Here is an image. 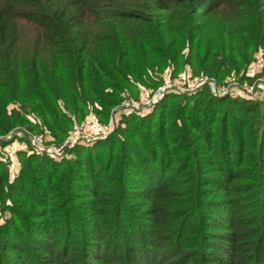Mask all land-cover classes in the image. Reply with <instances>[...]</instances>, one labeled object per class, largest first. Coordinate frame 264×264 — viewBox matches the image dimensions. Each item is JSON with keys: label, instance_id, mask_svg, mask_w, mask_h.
<instances>
[{"label": "trees", "instance_id": "trees-1", "mask_svg": "<svg viewBox=\"0 0 264 264\" xmlns=\"http://www.w3.org/2000/svg\"><path fill=\"white\" fill-rule=\"evenodd\" d=\"M259 55L264 0H0V136L62 144L152 76ZM67 153L0 161V264H264V101L167 95Z\"/></svg>", "mask_w": 264, "mask_h": 264}, {"label": "rangeland", "instance_id": "rangeland-1", "mask_svg": "<svg viewBox=\"0 0 264 264\" xmlns=\"http://www.w3.org/2000/svg\"><path fill=\"white\" fill-rule=\"evenodd\" d=\"M171 71H166L163 75H161V79L160 77L151 75L152 77H154L153 79L154 81L148 79L147 81L148 83L146 86H139L140 95L138 96V98L132 97L131 96L132 93L128 91L127 92L128 99L124 98L123 102H121V104L118 107H116L115 109H112V112L109 118L104 119V118H101L95 115L94 113H91L89 116L85 117L80 122L76 123L75 127L70 131L69 135L62 139L63 140L62 144L69 141L71 144V147H73L76 144L85 145V144L94 142L98 139H105L116 130V128L121 123L122 117L126 115V114L121 113V109L125 103L132 102V101H138L139 99L141 98L144 99L147 96H149V98H153L157 90L160 87H163L168 82H172V83L175 82L177 83V87L181 88L184 85H191L192 83H194V81L198 77H200V76L194 75L193 72L189 68H186V70L183 69L177 74L172 73ZM247 74H248L247 79H242L241 77H239L237 80L240 83H243L246 80L251 83L254 82L255 80H262L264 82V59H262V56L259 55L256 62L253 63L248 68ZM174 95H180V94H174ZM163 99L159 100L156 106ZM172 103L174 102H170L168 104H172ZM14 108L16 107L11 106L10 111ZM131 113L133 114L134 112H131ZM131 113H129L127 116H129ZM135 114H138V113H135ZM30 118L34 119L33 116L29 117L28 119ZM25 130H28V132H33L36 134L40 133L39 131L35 129L34 130L31 129L28 126V124H26L25 126H19L14 131V133L11 135L0 136V161L4 162V164H8V168L10 169L13 180L16 178L15 176H17L20 171V170L18 171V168L21 167L22 156L18 155V153L16 152L20 144L22 146H25V148H27V151H25L26 152L25 157L27 155L42 154L39 152L38 149L32 146V144L27 140V134ZM13 139H18L19 142H16L14 145L13 144L10 145ZM74 142L75 144L73 145ZM62 144H56V145L60 146ZM8 145L11 147H9ZM47 145H50V143L47 142ZM7 146L9 147L8 149L9 153L5 151ZM67 154L68 153L66 151V154L64 156L65 158L68 157Z\"/></svg>", "mask_w": 264, "mask_h": 264}, {"label": "built area", "instance_id": "built-area-1", "mask_svg": "<svg viewBox=\"0 0 264 264\" xmlns=\"http://www.w3.org/2000/svg\"><path fill=\"white\" fill-rule=\"evenodd\" d=\"M204 88H208L211 94L218 98L264 101V82L262 80H255L252 83L246 80L243 83H240L236 78H234L226 81L224 84H221L213 77L200 76L191 85H184L181 88L177 87V83L175 82H168L157 90L153 98H149V96H147L146 98H141L138 101L125 103L126 106L125 104L123 105L121 113L126 115L131 112L146 114L147 111L154 109L158 101L167 95H192ZM14 131L11 134H13ZM25 132L27 134V140L32 144V146L38 149L40 153L49 154L56 159L63 158L66 151L71 147L69 141L60 146L52 144L53 139L47 131L44 134H36L28 132V130H25ZM47 142L50 143V145H47ZM74 144L75 142L73 145Z\"/></svg>", "mask_w": 264, "mask_h": 264}, {"label": "crops", "instance_id": "crops-1", "mask_svg": "<svg viewBox=\"0 0 264 264\" xmlns=\"http://www.w3.org/2000/svg\"><path fill=\"white\" fill-rule=\"evenodd\" d=\"M16 142H19L18 139H13V140L11 141L10 145H12V144L14 145ZM17 144H18V143H17ZM18 145H19V144H18ZM20 145H21V144H20ZM20 145H19V148H18L17 151H16L17 153L27 151V148H25V146H22V145H21V147H20ZM8 146H9V145H8ZM8 146H7V148L5 149V151L9 153V150H8V149H9V147H11V146H9V147H8ZM19 170H20V168H18V171H19Z\"/></svg>", "mask_w": 264, "mask_h": 264}]
</instances>
